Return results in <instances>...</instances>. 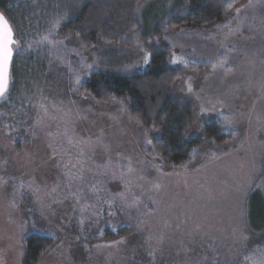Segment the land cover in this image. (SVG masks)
Segmentation results:
<instances>
[{
  "label": "rangeland",
  "instance_id": "rangeland-1",
  "mask_svg": "<svg viewBox=\"0 0 264 264\" xmlns=\"http://www.w3.org/2000/svg\"><path fill=\"white\" fill-rule=\"evenodd\" d=\"M175 7L144 4L146 36L126 55L87 57L55 32L54 43L41 37L44 76L34 68L20 108L0 115V264H22L29 235L53 243L37 264H264V232L246 226L250 193L264 197V0H244L207 30L167 33L161 24ZM30 9L16 12L25 36L45 24L40 6ZM151 48L183 69L167 99L190 105L184 138L201 142L182 168L152 152L159 133L134 121L126 99L100 103L79 88L87 65L130 75ZM210 123L227 139L206 140Z\"/></svg>",
  "mask_w": 264,
  "mask_h": 264
},
{
  "label": "trees",
  "instance_id": "trees-1",
  "mask_svg": "<svg viewBox=\"0 0 264 264\" xmlns=\"http://www.w3.org/2000/svg\"><path fill=\"white\" fill-rule=\"evenodd\" d=\"M70 1L76 8L67 7L66 0H0V13L8 19L15 35H19V43L14 46H22L13 54L9 85L6 93L0 97V115L7 113L11 116L20 108L22 102L19 100V88L24 87L21 82L31 81L33 76L30 72L38 68L39 72H42L40 76H44L48 68L49 52L44 49V45L38 46L41 37L47 36L48 40L54 43L55 41L50 40L49 37L55 32L59 36L61 46L74 54L82 53L88 57L98 52L100 55L104 54L108 49H115L123 55L128 52L130 54L134 37L139 34L146 36L142 32L143 25L139 20L138 12L149 0ZM243 1L176 0V7L165 17L161 28H165L167 33L207 30L221 22L225 15ZM26 5L31 9L40 6L38 11L46 17L45 24L41 25L40 21L37 30L35 29L38 26L30 29L34 31H31L29 36H25L17 25L18 23L24 27L20 19L21 14L18 16L16 12L20 11L17 10L19 7ZM58 46L53 47L58 48ZM167 61L165 53L152 52L151 48L148 62L143 68H137V72L130 75L116 72L123 66L114 68L109 64L106 65V69H99L94 68L95 64L87 65L89 67L85 71L87 74L79 88L100 103H108L112 99H126L130 116L134 121L142 127L151 128L159 133L152 142V152L167 166L182 168L190 162L193 151L198 147L201 139L185 140L184 138L185 129L191 120V107L188 104L179 107L176 103H169L167 99L169 88L171 89L178 81L183 69L171 68ZM166 65L168 68H164ZM203 135L206 140L218 143L227 139L226 132L215 123L204 126ZM246 207V226L249 233L262 234L264 197L259 189L252 190ZM52 244L47 237L37 235L25 237L22 264H37L40 256Z\"/></svg>",
  "mask_w": 264,
  "mask_h": 264
},
{
  "label": "snow or ice",
  "instance_id": "snow-or-ice-1",
  "mask_svg": "<svg viewBox=\"0 0 264 264\" xmlns=\"http://www.w3.org/2000/svg\"><path fill=\"white\" fill-rule=\"evenodd\" d=\"M18 43L13 27L8 19L0 14V96H3L8 88L9 69L13 60V45ZM147 62L148 58L145 57V63ZM173 62L175 63V60ZM244 240L247 242L249 237L244 236Z\"/></svg>",
  "mask_w": 264,
  "mask_h": 264
},
{
  "label": "water",
  "instance_id": "water-1",
  "mask_svg": "<svg viewBox=\"0 0 264 264\" xmlns=\"http://www.w3.org/2000/svg\"><path fill=\"white\" fill-rule=\"evenodd\" d=\"M0 14H1V13H0ZM13 46H14V45H13ZM9 71H10V69H9ZM8 84H9V83H8ZM6 91H7V90H6ZM6 91H5V93H6ZM5 93H4V94H5ZM0 97H1V96H0Z\"/></svg>",
  "mask_w": 264,
  "mask_h": 264
}]
</instances>
